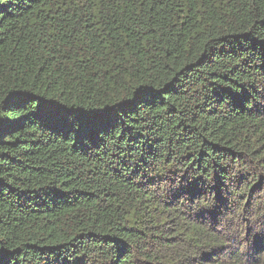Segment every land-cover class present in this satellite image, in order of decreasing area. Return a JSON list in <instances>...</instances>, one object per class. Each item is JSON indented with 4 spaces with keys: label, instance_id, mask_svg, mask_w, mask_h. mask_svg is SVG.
<instances>
[{
    "label": "trees",
    "instance_id": "trees-1",
    "mask_svg": "<svg viewBox=\"0 0 264 264\" xmlns=\"http://www.w3.org/2000/svg\"><path fill=\"white\" fill-rule=\"evenodd\" d=\"M0 264H264V0H0Z\"/></svg>",
    "mask_w": 264,
    "mask_h": 264
}]
</instances>
